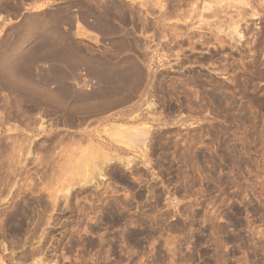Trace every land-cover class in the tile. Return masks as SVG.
<instances>
[{
	"label": "rangeland",
	"instance_id": "374dc122",
	"mask_svg": "<svg viewBox=\"0 0 264 264\" xmlns=\"http://www.w3.org/2000/svg\"><path fill=\"white\" fill-rule=\"evenodd\" d=\"M63 62L80 101L58 143L27 89ZM9 136L32 218L4 231L21 198L1 196L0 264H264V0H0Z\"/></svg>",
	"mask_w": 264,
	"mask_h": 264
},
{
	"label": "bare ground",
	"instance_id": "6f19581e",
	"mask_svg": "<svg viewBox=\"0 0 264 264\" xmlns=\"http://www.w3.org/2000/svg\"><path fill=\"white\" fill-rule=\"evenodd\" d=\"M187 2V1H186ZM149 3V2H148ZM147 3V4H148ZM177 4V3H176ZM149 5H151V4H149ZM164 5V4H163ZM165 6V5H164ZM162 8V7H161ZM175 8V7H174ZM207 8V7H206ZM166 10V9H165ZM174 14V13H173ZM177 14V13H176ZM161 17H162V15H161ZM167 18V17H166ZM169 27V26H168ZM120 126V125H119ZM114 127H118V126H114ZM124 127V126H123ZM144 127V126H143ZM119 129H120V127H118ZM121 128H122V126H121ZM114 133H113V136H114V138L116 139L117 138V140H119L120 139V136L119 135H122L123 133V131H118V130H115V129H113V128H110ZM108 130V129H107ZM111 130H109V131H107V132H109V133H111L112 131ZM125 130H126V128H125ZM128 130V129H127ZM111 131V132H110ZM129 131V130H128ZM143 131V130H142ZM147 132V130H144V132ZM149 131V130H148ZM141 132V131H140ZM143 132V134H146V132L144 133ZM122 133V134H121ZM126 133H128V132H126L125 131V135H126ZM115 134V135H114ZM119 134V135H118ZM21 135V134H20ZM117 135H118V137H117ZM147 135V134H146ZM145 135V136H146ZM9 137H11V136H9ZM110 137L112 138V136L110 135ZM7 138V137H6ZM121 138H122V140H123V135L121 136ZM30 139V138H29ZM8 140H10L9 142L7 141V143H5L4 144V146L3 147H0V151H1V158L3 157V159H4V162H1V163H3L2 164V166H1V164H0V199H1V196H3V194H5L4 196L7 198V197H10V199H11V202H13L14 203V199L13 198H15V196H19L21 199H20V201H21V205H20V207H19V210L18 211H15L16 209V204L14 203L13 205H12V207L11 208H14V211L13 212H10L8 215H6L5 214V223H6V225L5 224H3L2 225V227H5V229H4V231H6V232H8L10 235H13V234H15V235H21L22 233H26V231H27V226H28V223L31 221V216H29V214H28V211H27V206H28V203L26 202L27 200L25 199V194H27V192L29 193V190L30 189H32V188H29V185L28 184H30L29 182H28V180L30 181V177H29V171L28 170H30V169H28V159H29V155L31 156V154H30V152L29 151H31V150H29V143H28V140H27V137H23V136H20L19 138L17 137H11V138H9ZM125 140V139H124ZM5 141V140H4ZM117 142H120V141H117ZM123 142H125V141H123ZM4 143V142H3ZM3 143H1L2 145H3ZM121 144V143H120ZM125 146H128V145H125ZM96 148H97V146H96ZM94 150V149H93ZM93 150H92V153H93ZM99 151H100V154H99ZM97 149H96V151L93 153L94 155H95V157H96V159H98V157L101 159H99L98 160V163L100 162L101 163V161H102V157L101 156H105L106 157V155H105V153H104V155H103V151H102V155H101V150H100V148L98 147V155H101V156H98L97 155ZM85 154V153H84ZM83 154V155H84ZM92 154V156H94ZM87 155V154H86ZM86 155H85V157H86ZM108 156V155H107ZM95 157H93L94 159H95ZM37 158V157H36ZM82 158V157H81ZM107 158V160H108V157H106ZM110 158V157H109ZM71 159V158H70ZM83 159V158H82ZM81 159V160H82ZM86 159H87V157H86ZM128 159V158H127ZM40 160V159H39ZM84 160V159H83ZM82 160V161H83ZM111 160V159H110ZM30 161H31V159H30ZM36 161V160H35ZM71 161V160H70ZM82 161L81 162H79L80 164H82ZM118 161H119V159H118ZM62 162V161H61ZM75 162H76V160H75ZM84 162V161H83ZM87 162V161H86ZM93 162V161H92ZM30 163V162H29ZM128 163V162H127ZM41 164H42V162H41ZM61 164V163H60ZM84 164H86V163H83L82 164V166L81 165H78V168H74V167H76V164L74 165V167L72 166V168L73 169H76L75 171L76 172H82L83 170H85V166H88V165H84ZM89 164V163H88ZM93 164V163H92ZM106 164V163H105ZM36 165V164H35ZM39 165V164H38ZM37 165V166H38ZM43 165V164H42ZM56 165V164H55ZM66 165L68 166V164L66 163ZM84 165V166H83ZM41 166V165H40ZM80 166V167H79ZM90 166H91V164H90ZM47 167V166H46ZM65 167V166H64ZM40 168V167H39ZM41 168H42V166H41ZM43 168H44V166H43ZM67 168V167H66ZM66 168H64L66 171L68 170V168L66 169ZM72 168H70V170L72 169ZM87 169V168H86ZM39 170V169H38ZM44 170H46V168L44 169ZM43 169H42V171H44ZM52 170H53V168H52ZM78 170V171H77ZM87 170H89V169H87ZM4 173V175H3V173ZM45 172V171H44ZM52 172V171H51ZM76 172H72L73 174L75 173L76 174ZM2 173V174H1ZM29 173V174H28ZM35 174H36V172H35ZM44 174V173H43ZM43 174H41V176L43 175ZM47 174V173H46ZM100 174V173H99ZM3 175V176H2ZM39 175V174H38ZM43 176H45V175H43ZM39 178H38V180L41 178V179H43V177H40V176H38ZM37 182H39V181H37ZM42 182V181H41ZM37 184V183H36ZM31 185V184H30ZM31 187V186H30ZM32 192H33V190H32ZM23 197V198H22ZM3 198V197H2ZM9 200V199H8ZM23 201V202H22ZM8 202V201H7ZM41 202V201H40ZM9 203V202H8ZM38 206V205H37ZM35 208V207H34ZM38 208V207H37ZM8 210V209H7ZM12 210V209H11ZM38 210V209H37ZM40 210V209H39ZM41 212H42V210H41ZM40 212V213H41ZM37 214V213H36ZM35 215V214H34ZM36 216V215H35ZM38 217V218H37ZM37 217H35V218H37L38 220H36L37 221V223L38 222H40V221H42L41 220V218H42V216L40 217V216H37ZM39 219H40V221H39ZM4 223V222H3ZM40 224V223H39ZM2 232V231H1ZM5 232V233H6ZM3 233V232H2ZM7 233V234H8Z\"/></svg>",
	"mask_w": 264,
	"mask_h": 264
},
{
	"label": "crops",
	"instance_id": "0c3cea01",
	"mask_svg": "<svg viewBox=\"0 0 264 264\" xmlns=\"http://www.w3.org/2000/svg\"><path fill=\"white\" fill-rule=\"evenodd\" d=\"M24 59H26L25 55L21 57L22 61ZM60 67V72L49 74L47 83L34 77L31 88L27 89L32 94L31 105L46 106L56 110V114L52 115L49 120L53 124H57L56 131L52 132V138H55L58 143L59 141L63 142L64 139V108L76 107L79 105L77 101H80L74 94L76 89L69 84L76 82V72L71 71L69 64L65 62Z\"/></svg>",
	"mask_w": 264,
	"mask_h": 264
}]
</instances>
